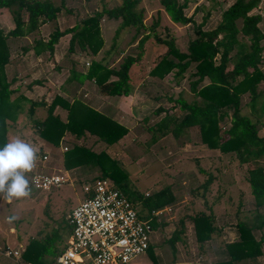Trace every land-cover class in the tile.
Instances as JSON below:
<instances>
[{"label":"trees","instance_id":"1","mask_svg":"<svg viewBox=\"0 0 264 264\" xmlns=\"http://www.w3.org/2000/svg\"><path fill=\"white\" fill-rule=\"evenodd\" d=\"M259 1L233 0L222 11L214 28L202 30L197 25L194 29L195 36L187 42L185 51L176 48L171 39L157 41L155 38L158 45H165L166 50L154 57L147 72L160 79L172 71L175 82L178 83L191 67L193 71L189 76L193 80L189 83V90L195 96L191 101L182 96L174 101L168 98L180 114H164L155 121L153 127L148 126L147 129L152 132L149 143L168 133L173 138H178L187 129L195 127L199 139L197 144L220 153L232 152L240 163L255 164L247 170L246 177L254 208L249 211V218L243 217L235 223L237 239L223 243L228 260L213 264H232L255 259L261 254V239H256L252 233L254 229L264 230V168L257 164L264 156V136L258 134L260 126L264 124L260 119L264 112V94L258 90L259 83L264 80V71L260 68L263 59L261 53L264 50V26L260 28L258 25L262 19L260 13L253 12ZM108 2L110 0H99L89 14L63 31L54 29L46 41L34 39L32 50L34 53L51 52L59 36L71 33L67 50L71 51L77 46L82 50L87 49L89 54V61L85 62L83 72L79 73L72 68L75 80L78 83L85 79L92 80L98 92L104 96L128 95L132 90L130 68L142 56L143 43L149 37V32L141 33L146 26L142 21L143 8L137 6L138 0H119L110 6ZM158 3L171 23H191V17L183 11L187 0H158ZM62 7L63 0L59 4L51 0H0V8L7 9L14 24L7 32L0 28V147L7 143L8 129L14 126L25 104L28 116L34 114L35 108H42L44 116L30 120L32 131L42 141L66 148L62 151V167L66 170L81 167L96 169L100 175L90 179H109L136 208L138 216L144 219L137 208L151 210L171 201L164 189L142 196L140 191L131 186L129 174L118 160L110 157L104 149L95 150L93 144H87L89 138L106 145L115 143L127 133L126 127L79 98L68 100L55 94L46 103L43 100H28L21 94L13 95L14 90L9 88L5 74L9 58L7 38L36 31L41 24L54 20ZM103 18L117 21V24L102 58L94 60L92 57L103 45L100 36V21ZM131 30L127 43L131 44L136 38L138 52L134 55L123 54L116 67H108L104 62L110 54H118L116 49L118 41L122 40H118L120 35L123 32L129 34ZM204 79L207 82L199 85ZM243 93L249 96V112L241 111L239 97ZM55 108L63 110L64 116L61 117ZM161 111L163 109L158 107L154 113L159 114ZM225 119H228V126L222 124ZM67 136L73 139L70 144L63 141ZM191 221L195 241L201 248L215 230L212 214L198 213ZM69 232L65 218V237ZM178 234L179 231L175 229L169 240L171 244ZM58 237L53 230L41 240L30 238L20 251V261L48 264L65 245L64 242L59 249L55 248Z\"/></svg>","mask_w":264,"mask_h":264},{"label":"rangeland","instance_id":"2","mask_svg":"<svg viewBox=\"0 0 264 264\" xmlns=\"http://www.w3.org/2000/svg\"><path fill=\"white\" fill-rule=\"evenodd\" d=\"M77 1L79 2L80 0L75 2ZM98 1L92 0L93 3ZM116 1L118 2L119 0H110L108 6L115 4ZM54 2L57 3L58 0H54ZM232 2L233 0H187V6L183 11L187 16L191 17L192 21L186 25H178L169 21L162 11L158 0H138L137 6L143 8L142 21L146 26V29L141 30V33L149 32V37L143 43L144 55L134 65L137 67H135V70L133 69L131 75L137 81L146 82L144 89H150L149 94L152 96L156 95L157 99L152 100L149 96V98L142 101L144 105L142 104L141 108L134 109L139 112V115L134 110L132 116L128 115L132 117L134 124L133 120L130 123L128 122L129 119L125 120L126 125L132 127L126 137L117 141V144L109 150V153L125 167L129 174L131 186L140 192H143L139 189H143L147 176L151 177L154 175L153 173L157 169L160 171L157 175H165L164 177H172L173 174L178 173L189 180L185 184L188 185L187 187L192 186L187 192L189 194L185 196L187 198L186 202L192 201L193 204V199L197 198L196 193L201 190L205 192L203 189L205 187L208 189L207 197H203L202 201L197 200L200 206L195 205V208H213L214 205H216V208H222L225 211L229 210V208H243L246 211L245 215H248L250 208H254V204L246 177L247 170L255 165L253 162L240 163L232 152L220 153L217 150L210 151L209 148L206 151L197 150L199 139L195 127L187 129L178 138H173L169 133L163 137H158L160 145L157 146V150L154 152L147 145L152 133L147 129L148 126L153 127L155 121L164 114H180L172 101L178 96H182L187 101L195 99V96L189 90V83L193 80L189 74L193 71V68H188L178 83L175 82L172 71L160 78L161 80L147 73L154 62V57L166 50L165 45H158L155 38H157V41L171 39L176 48L185 51L187 42L195 36L194 29L197 25L202 30L214 28L220 20L222 11ZM92 7L94 8L95 6ZM91 11L88 8V12L85 15ZM253 12L260 13L262 19L258 25L263 28L264 0L259 1ZM116 24L117 21L105 20L103 25H101L100 21V26L106 31L103 33L106 44H108L106 35H110ZM131 33L132 30L121 42L118 41V49L123 51L124 55H134L139 50V47L135 45L136 38L131 43L133 45L127 43ZM62 44L59 46L60 51L62 50ZM261 54L263 59L260 68L264 71V50ZM102 55L101 53L98 55L96 53L92 59L99 60ZM119 56L121 55L112 56L110 60H105L104 63L108 67H116L120 62ZM116 58L117 61H115ZM82 61L88 63L89 58ZM83 66H86V64H83ZM206 82L207 80L204 79L199 85ZM258 90H261L264 94V80L259 83ZM168 98H171L172 101H169ZM248 99L247 93H243L239 97L242 112L250 111L247 104ZM116 104L115 102L113 106L117 107ZM26 107L27 104L24 105L23 111L20 112L21 114L19 113L18 119L14 123L16 127L13 126L8 129L7 143L14 138H20L32 145L36 149L37 156H39L46 149L41 144L43 141L36 137L34 131H32L33 127L30 125V120L44 116V111L42 108H39L40 110L35 109L37 113L34 111L32 116H28L25 112ZM158 107L162 108L163 111L155 114L154 110ZM95 109L102 111L101 108ZM63 114L64 112L61 111L60 115ZM260 119L264 123V112ZM222 124L228 126V119H225ZM258 134L264 136V124L260 126ZM155 136L157 137L156 132ZM63 141L65 144H70L73 139L67 136ZM93 149L98 150L99 148L93 146ZM48 152L51 155V151ZM38 163L36 159L35 167L26 173L27 179L31 172L39 170ZM257 164L264 168V156L258 160ZM74 174L76 175V173ZM99 175V173L96 174V176ZM89 180L91 179H83L82 183ZM176 182L179 185L180 182L178 180ZM80 183V180L76 179L71 182L67 178V181L62 185L52 188L48 192H38L31 188L30 195L23 198L9 199L5 195L0 194V247L8 246L14 248L20 246L19 248L23 249L30 238L41 240L54 230L59 235L55 240V248L59 249L66 240L64 235L65 216L69 209L84 198L82 184ZM131 186L130 188L132 189ZM232 219V217L228 216L227 222ZM227 226L228 230H233L230 227L232 228L234 224L232 223V226H229V223H227ZM149 255L150 253L145 250L131 259L128 264H145ZM0 264H13V262L0 256Z\"/></svg>","mask_w":264,"mask_h":264},{"label":"crops","instance_id":"3","mask_svg":"<svg viewBox=\"0 0 264 264\" xmlns=\"http://www.w3.org/2000/svg\"><path fill=\"white\" fill-rule=\"evenodd\" d=\"M51 1L54 2V0ZM75 1L76 0H63V7L60 9L57 17L54 20L41 24L36 31L23 36H10L7 38L6 42L9 48V58L5 65V74L9 82V88L14 90L13 95L21 94L28 100H43L48 103L55 94H59L68 100L76 97L92 108H101L104 112H100L127 128V133L118 140L120 141L126 137L132 127L125 123L126 119H129V123L133 120L132 117L128 115L132 116V112L135 108H141L143 104L142 101L149 98V96L152 100L157 99L156 95L152 96L149 94V91H151L150 89H144L146 82L137 81L131 75L133 69L135 70V67H137L134 65L139 61L132 65L129 72L132 91L128 95L104 96L98 92L97 86L92 80L85 79L81 83L75 80L72 73L73 71H71L72 68H75L79 73L83 72L85 69L83 64H85V62L82 60L87 59L89 54L87 49L82 50L77 46L71 51L67 50L71 33H63L59 36L51 52L41 51L39 53H34L32 50V41L34 39L41 38L43 41H46L49 33L54 29L63 31L71 27L83 18L88 12V8L89 11H91L93 8L92 6H96V3H93L92 0ZM59 3L60 0H58L57 4ZM105 20L114 22L112 19L103 18L101 19V25H103V21ZM13 27L14 24L7 9L0 8V28L4 32H7ZM104 31L103 27L100 26V36L103 39V45L97 52V55L99 53L103 54L104 50L109 47L108 44L113 31L110 35H106L108 44L104 41ZM126 37L127 32H123L118 40ZM121 41L122 40L119 42ZM61 44L62 50L60 51L59 46H61ZM116 52L119 55L124 54V52H121L118 48ZM143 55L144 54H142V56ZM112 56H116V54H110L108 59L110 60ZM115 61H117V58ZM115 102L117 103V107L113 106ZM35 109L40 110L39 108ZM55 111L59 114L61 111L64 112L58 108H55ZM134 111L139 115L138 111ZM35 113L37 112L35 111ZM64 114L61 115V117H63ZM42 117L43 116H40V118ZM159 141L147 142L148 148L152 152L156 151L157 146L160 145ZM41 144H43L46 150L51 151V155H49V152L46 150L42 151V153L45 152L48 155V158L45 163H38L39 170H45V172L48 171L49 173H59L67 177L71 182L76 179L80 180V184H83V179L85 180L96 175L97 171L94 168L88 169L87 167H81L78 170L64 169L62 167L61 146H52L44 141ZM87 144H93V146L99 149H104L110 157L114 158L109 153V150L112 149L117 142L106 145L100 141H96L94 138H89ZM203 148H205L203 145L197 144V150H208L207 148ZM213 150L215 149H210V151ZM159 172V169H157V171L153 173L154 175L151 177L147 176L143 189H139L143 191L141 192L142 196H148L153 192L164 189L165 194L171 200L160 208L151 210L148 208H137L141 217L150 219L152 227V231L149 234V247L147 249L150 255L145 264H213L215 262L228 260V255L223 243L236 240L237 233L235 230V223L243 217L249 218L250 216L245 215L246 211L243 208H229L227 211L222 208H216V205H214L213 208H195V205L200 206L198 201H202L203 197H207L208 189L205 187L203 188L205 192L201 190L199 193H196L197 198L193 199V204L192 201L186 202L187 198L185 196L189 194L187 192L189 188L192 187H187L188 185H185L189 182L187 177L184 178L182 174L178 173L173 174L172 177H164L165 175H157ZM74 173H76V175ZM176 180L180 182L179 185ZM217 207L219 206L217 205ZM252 209L253 208H250V210ZM198 213L212 214L213 227L215 229L214 232L211 233V237L204 242L201 248L197 246L195 241L191 221V218ZM228 216L233 219L227 222ZM227 223H229V226H232V223L234 224L232 228L230 227V229L233 230H228ZM175 229L179 231V234L171 244L169 240ZM252 233L256 239H261V254L255 259H245L233 262L232 264H264V230L263 228L261 230L254 229Z\"/></svg>","mask_w":264,"mask_h":264},{"label":"built area","instance_id":"4","mask_svg":"<svg viewBox=\"0 0 264 264\" xmlns=\"http://www.w3.org/2000/svg\"><path fill=\"white\" fill-rule=\"evenodd\" d=\"M37 161L45 163L47 154L37 156ZM28 180L35 191L48 192L66 182L67 177L35 170ZM82 192L84 198L65 216L70 228L65 245L48 264H128L148 249L150 219L140 218L109 179L94 177L82 184ZM19 247L2 246L0 256L13 264H31L20 261Z\"/></svg>","mask_w":264,"mask_h":264},{"label":"clouds","instance_id":"5","mask_svg":"<svg viewBox=\"0 0 264 264\" xmlns=\"http://www.w3.org/2000/svg\"><path fill=\"white\" fill-rule=\"evenodd\" d=\"M36 159V149L20 138L0 147V194L9 199L28 197L31 187L26 173L35 167Z\"/></svg>","mask_w":264,"mask_h":264}]
</instances>
